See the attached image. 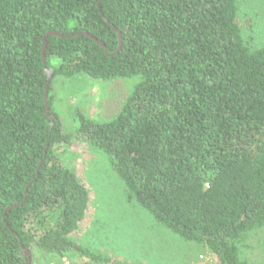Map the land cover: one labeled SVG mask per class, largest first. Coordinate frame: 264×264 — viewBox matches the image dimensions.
I'll return each instance as SVG.
<instances>
[{"label":"trees","instance_id":"16d2710c","mask_svg":"<svg viewBox=\"0 0 264 264\" xmlns=\"http://www.w3.org/2000/svg\"><path fill=\"white\" fill-rule=\"evenodd\" d=\"M238 2L0 0V264H32L33 251L124 264L71 239L89 206L57 154L73 138L108 156L129 201L216 264H253L259 232L264 252V47L244 44ZM80 74L137 82L111 120L78 113L70 135L52 81Z\"/></svg>","mask_w":264,"mask_h":264},{"label":"rangeland","instance_id":"374dc122","mask_svg":"<svg viewBox=\"0 0 264 264\" xmlns=\"http://www.w3.org/2000/svg\"><path fill=\"white\" fill-rule=\"evenodd\" d=\"M237 21L248 48L264 47V0H239ZM136 82L135 78L101 81L84 74L57 76L52 81L53 111L63 130L72 135L78 113L98 123L116 116ZM57 154L89 192L86 217L71 235L82 247L124 264H216L206 250L180 240L129 201L108 156L75 138ZM261 237L259 232L250 241L248 257L253 264H264ZM32 264L80 263L33 251Z\"/></svg>","mask_w":264,"mask_h":264},{"label":"water","instance_id":"95a60500","mask_svg":"<svg viewBox=\"0 0 264 264\" xmlns=\"http://www.w3.org/2000/svg\"><path fill=\"white\" fill-rule=\"evenodd\" d=\"M52 35H57V34H52ZM87 37L93 39L95 42H97L98 44H100L102 47H104L103 43L97 41L95 38L91 37L90 35L88 34H85ZM118 39H119V48L117 51H119L120 47H121V37L120 35L118 34ZM45 47H46V43L44 42L43 44V48H42V54H43V60H45L44 58V50H45ZM46 74H47V77H48V81H50L51 79V72L48 70L46 71ZM47 98H48V88L45 89V95H44V105H45V114H49V108H48V103H47ZM51 118H53V116H50ZM10 209H13V208H9Z\"/></svg>","mask_w":264,"mask_h":264}]
</instances>
